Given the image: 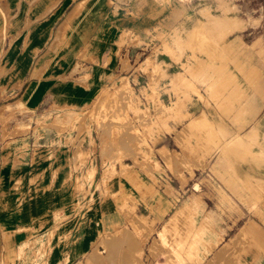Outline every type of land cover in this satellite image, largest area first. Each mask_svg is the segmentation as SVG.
Returning <instances> with one entry per match:
<instances>
[{"label":"rangeland","instance_id":"rangeland-1","mask_svg":"<svg viewBox=\"0 0 264 264\" xmlns=\"http://www.w3.org/2000/svg\"><path fill=\"white\" fill-rule=\"evenodd\" d=\"M178 1L192 20L151 29L148 57L116 76L85 73L79 103H2L3 128L69 149L72 172L49 212L3 238L0 264H264V0ZM108 196L126 224L68 258L64 231Z\"/></svg>","mask_w":264,"mask_h":264},{"label":"crops","instance_id":"crops-1","mask_svg":"<svg viewBox=\"0 0 264 264\" xmlns=\"http://www.w3.org/2000/svg\"><path fill=\"white\" fill-rule=\"evenodd\" d=\"M3 1L7 10L0 8V106L19 94L28 108L51 98L79 103L85 73L89 83L96 81L98 68L116 76L125 61L130 65L148 57L150 47L137 43L151 29L166 30L192 20L178 0ZM163 58L168 71L175 61ZM127 73L132 74L130 69ZM170 97L163 91L150 99L160 107ZM14 132L0 121V247L5 237L15 244L19 228L53 208L50 196L68 193L72 172L69 149L35 148L27 132ZM167 135L164 132L161 139ZM61 209H66L65 203ZM84 211L63 234L66 256L72 260L83 256L92 238L127 222L109 196Z\"/></svg>","mask_w":264,"mask_h":264},{"label":"bare ground","instance_id":"bare-ground-1","mask_svg":"<svg viewBox=\"0 0 264 264\" xmlns=\"http://www.w3.org/2000/svg\"><path fill=\"white\" fill-rule=\"evenodd\" d=\"M259 68V67H258ZM251 112V111H250ZM245 118V117H244ZM249 120V119H248ZM238 122V121H237ZM248 122V121H247ZM244 124V123H243ZM259 124H257V126H256V128H257V130L256 131H258L259 132V136H261L262 137V135H260V130L258 129L259 128ZM255 127H253V129H254ZM252 130V129H251ZM238 134V133H237ZM263 138V137H262Z\"/></svg>","mask_w":264,"mask_h":264}]
</instances>
